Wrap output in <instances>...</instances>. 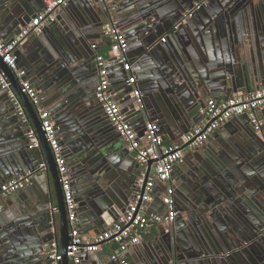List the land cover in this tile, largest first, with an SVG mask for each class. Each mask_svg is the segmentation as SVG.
<instances>
[{
	"label": "water",
	"instance_id": "water-1",
	"mask_svg": "<svg viewBox=\"0 0 264 264\" xmlns=\"http://www.w3.org/2000/svg\"><path fill=\"white\" fill-rule=\"evenodd\" d=\"M196 3L202 9L182 22ZM43 6L44 0H0V37L10 42ZM110 17L128 42L130 70L116 58L108 62L120 73L122 112L153 122L172 141L195 124L194 111L206 98L229 99L264 86V0H71L40 34L26 37L14 51L16 63L58 128L83 237L108 230L139 191L136 153L115 133L95 98L96 42L105 38L103 24ZM0 68L40 142L39 148H29V126L14 114L0 86V185L33 172L30 185L0 198V264H50L49 247L26 228H33L37 217H50L53 205L61 264H72L52 150L33 105L1 57ZM129 73H136L141 85L139 103L125 86ZM236 118L239 123L228 125L222 143L186 156L192 163L182 169V184L175 179V219L168 234L145 251L142 264H264V131L257 133L246 114ZM41 173L46 176L35 195ZM102 254L83 253L79 264H115Z\"/></svg>",
	"mask_w": 264,
	"mask_h": 264
},
{
	"label": "built area",
	"instance_id": "built-area-1",
	"mask_svg": "<svg viewBox=\"0 0 264 264\" xmlns=\"http://www.w3.org/2000/svg\"><path fill=\"white\" fill-rule=\"evenodd\" d=\"M71 0H44L43 8L35 13L30 22L27 23L21 32L10 42L4 41L0 37V57L9 67L16 78L21 91L28 97L33 105L44 137L48 142L57 167L59 182L61 185L64 204L67 212L70 242L67 246V257L72 264H79L80 255L88 252L100 250L104 243H115L110 260L119 264H129L126 253L130 246H135L142 242L144 234L148 229L157 223L166 222L169 225L174 221L177 209L174 204V187L171 177L173 168L185 161V151H193L202 146L220 126L235 116L246 114L254 126L257 133L263 130V122L259 118V112L264 111V86L246 94H239L229 99L209 98L199 109V114L203 121L183 134L173 145L165 144L162 137L157 133L153 122H147L143 130L138 132L131 122L122 112L118 101L114 99L109 78L108 62L110 58L118 59L124 63V69L130 70L127 63L126 50L127 38L120 28L119 23L110 17L103 24L105 38L110 43L107 56L97 54L95 63L98 72V85L95 88V98L102 107L108 122L114 127L116 133L126 143L129 151L136 153V160L140 165V175L136 185L139 191L135 192L126 209L112 223V226L91 238L81 235V230L77 218V203L74 199L70 169L67 165L66 156L61 145L58 128L55 125L52 115L42 104L39 92L32 81L27 77L25 69L16 63L15 49L26 37L33 34H40L44 28L55 21L59 10L67 7ZM201 3H196L193 9H189L182 15V22L191 17L193 11L201 8ZM164 41V38H161ZM94 47V46H93ZM0 86L7 90V94L14 106V114L21 123L27 124L29 130L26 133L29 148H39L40 142L36 130L31 126V121L26 110L17 96L16 92L8 81L5 73L0 68ZM125 86L131 89L130 95L139 103L141 91L137 85L134 74L129 73L125 80ZM151 164L150 172L146 170L148 163ZM42 170L44 163L39 165ZM33 172L29 171L24 175L16 176L0 185V198L20 191L30 185ZM164 186V193L161 201L165 207L163 213H147V204L153 198V189L156 184ZM58 208L56 205L50 208L49 225L51 232L55 235L50 242L47 257L50 264H61L62 254L58 242Z\"/></svg>",
	"mask_w": 264,
	"mask_h": 264
},
{
	"label": "crops",
	"instance_id": "crops-1",
	"mask_svg": "<svg viewBox=\"0 0 264 264\" xmlns=\"http://www.w3.org/2000/svg\"><path fill=\"white\" fill-rule=\"evenodd\" d=\"M82 1L83 0H81V3H82ZM200 9H202V8H200ZM124 34L126 36V33H124ZM2 35H3V33L0 32V36H2ZM96 47H97V49H96L97 50V54L107 56L108 50H109V45H108V40L106 38L97 40ZM109 69H110L109 78H110V82H111L112 95H113L114 99L119 102L124 97L123 87L119 84V80L121 78L120 77V73L118 72V69H115L113 67H111ZM133 74L136 76V73H133ZM138 87H139V89H141V85L139 84V82H138ZM261 87H263V86H260L257 89H259ZM251 91H253V90H251ZM239 94H241V93H239ZM209 98H212V97H209ZM209 98H206L203 101V105L205 104V102ZM40 100H41V98H40ZM41 104L46 108V106L43 104L42 100H41ZM201 107L196 108L195 111H194L195 112V124L191 128H193L194 126L200 124L203 121L202 116L199 114V109ZM258 115H259V118L263 122V130L262 131H264V111L259 112ZM125 116L127 117V119L131 120V122L133 124V127L138 132L141 133V131L143 130L144 125L147 123V121H142L141 119H138V117L133 118L131 116H128L127 114H125ZM236 117L237 116L231 118L229 121H227L222 126H220L215 132H213V134H211L209 139L200 147H212V146L215 147V145L222 143L221 142L223 140L222 135L227 131L228 125L233 127V126L237 125L236 122L239 123ZM156 131H157V129H156ZM157 133L162 137L163 142L165 144L173 145L174 143L177 142V140L172 141L169 135H164L162 133H159L158 131H157ZM191 152H194V151H185V158ZM190 163H192V159L191 158H186L184 163H182L181 166L180 165L179 166L178 165L174 166L173 172H172V177H171V181H172L173 187L176 184L175 179H178L180 184L183 183L182 179H181V177L184 174L182 169H184V167L185 168L188 167V164L190 165ZM37 176H38V180H36V182H34L36 185L32 189V191H33V193L35 195L36 194L39 195L38 191H40V187H41L46 175L41 173V174H37ZM15 177H13V178H15ZM163 193H164V186L162 184H158L157 183L154 186V189H153V198L147 204L146 212H148V213H151V212L160 213L161 212L162 213V212L165 211V207H164V205H163V203L161 201V196L163 195ZM38 218L39 217H37V220L34 221L35 223H32V227L34 229L30 227V228H26V231H28V233H31L33 237L35 236L36 238H41L42 243L49 247L50 242L52 241L53 237L55 236L50 230L49 217L47 215H45L43 219L42 218L38 219ZM79 227H80V225H79ZM169 228H170V225L168 223H166V222L157 223L155 225H152L148 229V231L144 234L142 242H140L139 244H137L135 246H130L128 252L126 253V259L129 262V264H142L144 256H146V252L145 251L149 250L150 249L149 247L152 246L153 244H155L154 240L159 235L163 234L165 236L166 234H168ZM80 230H81V227H80ZM37 231H38V233H37ZM92 236H94L93 232L89 231L86 234L85 238L89 239ZM143 243L145 245L144 246L145 248L142 246ZM48 247H47V249H48ZM115 247H116L115 243H112V242L111 243H104V244H102L100 250H98L96 252L103 253L102 254L103 259L105 261H109V263H110V256H111L113 250L115 249ZM131 255H133L135 257V260L132 259ZM91 257L95 258L96 256H95V254H92ZM144 261H145V259H144ZM87 263L88 264H92V263H95V262H93L92 260L91 261L88 260ZM115 264H119V263L115 262Z\"/></svg>",
	"mask_w": 264,
	"mask_h": 264
}]
</instances>
